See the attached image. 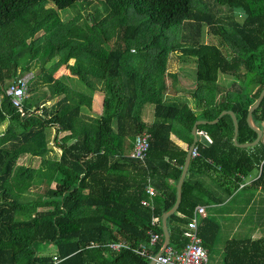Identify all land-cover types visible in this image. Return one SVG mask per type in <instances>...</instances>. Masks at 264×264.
<instances>
[{
	"label": "trees",
	"instance_id": "trees-1",
	"mask_svg": "<svg viewBox=\"0 0 264 264\" xmlns=\"http://www.w3.org/2000/svg\"><path fill=\"white\" fill-rule=\"evenodd\" d=\"M94 2L103 4L110 23L101 37L66 27L55 12ZM215 3L225 11L194 0H0V264H149L163 243L160 217L174 205L195 122L231 111L236 142L254 141L245 116L264 87V0ZM130 15L154 28L149 43L139 25L125 22ZM41 31L48 37L39 46L34 36ZM115 31L106 51L103 44ZM181 31L182 43L162 45ZM153 50L160 51L156 69L172 52L194 61V107L165 95L162 76L146 68L153 66L146 59ZM131 52L136 60L129 68ZM62 66L78 79L56 78ZM32 71L37 73L17 109L6 90ZM96 92L103 100L94 119L85 113ZM149 104L152 119L145 121ZM251 119L262 133L264 96ZM49 131L55 132L58 159L47 158ZM144 131L149 147L139 161L130 153ZM196 131L209 139L195 145L201 158L236 183L257 173L251 187L264 194L263 138L252 147H235L229 115ZM193 178L189 166L179 207L166 219L170 246L179 251L188 244L184 233L196 208L222 203ZM219 233L214 219L201 221L199 236L208 253ZM152 234L161 239L143 255L131 250ZM117 242L129 249L108 247ZM47 245L53 253H41ZM222 264H264V236L227 241Z\"/></svg>",
	"mask_w": 264,
	"mask_h": 264
},
{
	"label": "crops",
	"instance_id": "crops-1",
	"mask_svg": "<svg viewBox=\"0 0 264 264\" xmlns=\"http://www.w3.org/2000/svg\"><path fill=\"white\" fill-rule=\"evenodd\" d=\"M180 60H182V62L179 61L181 62L179 64L182 65H177L178 67H176L177 69L175 72H169L167 71L168 68L165 67V69L162 68L161 72L156 73L162 76V80L166 86L165 95L172 98H178L180 102H187L191 107H194L195 104L191 94L196 87L194 73L195 63L192 59L187 57ZM70 61L72 62H69V66L75 63L74 59ZM162 61L163 60L160 62ZM62 76H69L70 78L78 79L77 76L72 75L69 70H67L66 66L60 67L55 74L56 78ZM102 100L103 93L96 92L93 95L91 111L85 114L94 117V119L95 117L100 116L102 113ZM145 110L146 113L143 114V117L144 119L147 117V120L145 119V121H149L148 116H150L149 114L152 110V104L150 107L147 106ZM196 133L197 142H209L206 135L200 134L197 131ZM261 134L264 139L263 133ZM176 142L179 145L184 146L181 142ZM59 156L60 154L58 155V158ZM189 166L194 173L193 179L202 181L204 186L211 190L215 197L222 199V203L219 204L201 205L202 207H205L206 214L199 217L200 223L206 217H210L218 223L220 226V232L224 229L228 230V228H230V237H233L235 231H240L244 226H249V229L246 228V230L253 232L257 230V227L264 229V223H260L262 220L264 222V217L262 219L260 218V213L263 212L264 214V194H262L260 190L251 187L252 182L258 176L257 173H253L252 175L243 178L241 183H236L233 179L220 173L211 163L200 156L191 159ZM231 239L232 238H229L228 241ZM52 248L53 250L49 252L45 251V247H42L41 253H53L54 247L52 246Z\"/></svg>",
	"mask_w": 264,
	"mask_h": 264
},
{
	"label": "rangeland",
	"instance_id": "rangeland-1",
	"mask_svg": "<svg viewBox=\"0 0 264 264\" xmlns=\"http://www.w3.org/2000/svg\"><path fill=\"white\" fill-rule=\"evenodd\" d=\"M195 3H197V6H203L204 4L209 5V6H214L215 9H218L220 12H224L225 11V7L222 6H217V4L215 3V0H194ZM51 6L50 4H47L46 7ZM103 4H100L99 2H94L89 6H83V4L78 3L76 4V6L74 8H70V9H66V10H55L57 17L59 18L60 22L65 25L66 27H73L74 29H77L79 31H82L83 33H85L86 35H95L96 33H98L99 37H101V34L105 33L107 31V29L110 28V23L106 22L107 21V15L105 14V10L103 8ZM121 20V19H120ZM125 22H127L128 24H137L140 26L141 30H142V36L144 38L145 41H147V43L150 42V37H153L155 35V30L154 28L148 27L145 23L143 22H139L138 18L132 17L131 15L128 16L125 19ZM122 23V22H121ZM121 23L119 22L118 25H121ZM100 26V28H99ZM93 27H98L94 30V33H90V30ZM118 31H115L114 34L111 33L110 36V41L107 43L103 44V49H105L106 51L110 50L111 47L113 46L114 42L116 41V35H117ZM182 31L175 33V34H170L169 37V41L166 43L162 42L163 46H166L168 44H176L177 42L182 43L180 40V36L182 35ZM186 33V31H184V34ZM92 35V36H93ZM34 39V43L36 45L42 46L44 44V39H46V37H48V34L44 33L43 31H41L40 33H37ZM210 37L207 36V34L204 36V40L206 42H209ZM160 51L159 50H153L148 52L147 54V61H149V65H153L152 67H146L150 70H154L156 72H161L162 68L165 69V67H167V71L172 72L177 69L176 67H178L179 64L182 62V60L184 57H179L180 55L177 53H168L166 55V58H162V62L156 67V59L160 58ZM132 55L128 56V65L127 67H131L133 66V64H130L131 62H134L136 60V56H134L135 54H133V52H131ZM161 61V60H160ZM181 61V62H179ZM72 62V61H70ZM152 62V63H151ZM168 65V66H167ZM178 65V66H177ZM181 68V67H180ZM33 75H36V71H32ZM147 106H151V104L147 105ZM150 116H148L149 121L152 119V115L151 112L149 114ZM145 119L147 120V117H145ZM262 133H264V125L262 126ZM55 137V132L54 131H49L47 133V142L49 144V148H50V152L47 155L48 159H58V155L60 154V152L55 148V144L53 142V139ZM43 187L37 188V187H33L31 188V191L36 192V191H42ZM264 217L263 212L260 213V218L262 219ZM260 222V221H259ZM260 223H264L263 220ZM230 226V225H229ZM231 227V226H230ZM249 229V226H244L243 229H241L240 231H235V235H233V237H230V231L228 228V230H222L219 233V236L217 238L216 244L213 247L212 251L210 252V254L208 255V263L207 264H222V253H223V247L226 243V241H228L229 238L232 239H250V240H257L261 237L264 236V229H261L259 227H257L255 230V232L253 231H248L246 230ZM53 248L51 245H47L45 246V251H52Z\"/></svg>",
	"mask_w": 264,
	"mask_h": 264
},
{
	"label": "built area",
	"instance_id": "built-area-1",
	"mask_svg": "<svg viewBox=\"0 0 264 264\" xmlns=\"http://www.w3.org/2000/svg\"><path fill=\"white\" fill-rule=\"evenodd\" d=\"M34 78L32 72L26 73L23 76L17 78L11 83L6 90V95L10 98V101L14 107L21 109L23 99L27 95V90L31 80ZM149 147V134L142 132L134 138L132 151L130 157L136 160H143ZM199 154L196 147L191 151V159L198 158ZM145 194L148 198H152L154 191L150 186L145 188ZM143 206H151L147 200L141 201ZM206 214L205 207L199 206L194 212V217L188 223L187 229L184 233V238L188 241L186 248L182 251L176 250L174 247L168 245L164 248L163 252L156 258L154 264H207L208 263V251L203 246L201 238L199 236V217ZM161 239L160 235H149L146 245L140 244L136 249H131L137 254L143 255L148 247L154 246ZM108 247L113 251L120 249H129V246L117 242L109 244ZM153 257H151L152 259ZM55 260V258H53Z\"/></svg>",
	"mask_w": 264,
	"mask_h": 264
},
{
	"label": "water",
	"instance_id": "water-1",
	"mask_svg": "<svg viewBox=\"0 0 264 264\" xmlns=\"http://www.w3.org/2000/svg\"><path fill=\"white\" fill-rule=\"evenodd\" d=\"M263 96H264V87L259 92L255 102L247 110V113L245 116L246 126L248 127V129L250 131H252L256 135V138L251 143L238 144L236 142L237 124H236L235 116L231 111L221 112L220 115L217 116L216 119L211 121V122H206V121H196L195 122V124L193 125L192 130H191L193 142L188 149L187 155H186L185 160H184L182 172H181L180 178H179L177 185H176V199H175L174 205H172L171 208L169 210H167L165 213H163L162 216L160 217V228H161V232L163 233V243L161 245L159 252L150 260L149 264H154L156 258L163 252L164 248L167 247L168 245H170V236H169L168 229L166 227V219L168 216H170L171 214H174L177 211L179 204L181 202V189H182V185H183V182H184V179L186 177L187 170H188V167H189V164L191 161V151L197 143V133H196L197 126L198 125H204V124H215L216 122H218L220 117H222L223 115H229L231 123H232V127H233V135H232L233 145L237 148H246V147L255 146L260 141V139L262 138V134L253 124L252 119H251V114L258 107Z\"/></svg>",
	"mask_w": 264,
	"mask_h": 264
}]
</instances>
